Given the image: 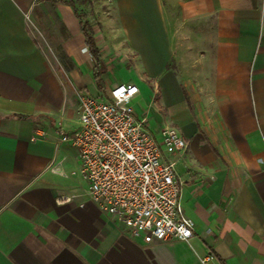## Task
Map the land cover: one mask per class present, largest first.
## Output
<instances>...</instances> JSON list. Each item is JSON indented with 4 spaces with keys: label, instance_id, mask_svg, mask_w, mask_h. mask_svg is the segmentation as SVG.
<instances>
[{
    "label": "crops",
    "instance_id": "obj_1",
    "mask_svg": "<svg viewBox=\"0 0 264 264\" xmlns=\"http://www.w3.org/2000/svg\"><path fill=\"white\" fill-rule=\"evenodd\" d=\"M71 2L0 0V264H264V0ZM122 82L140 103L162 95L174 110H154L163 121L184 116L189 240L124 231L87 199L76 150L60 141L58 126L78 124V93Z\"/></svg>",
    "mask_w": 264,
    "mask_h": 264
},
{
    "label": "built area",
    "instance_id": "obj_2",
    "mask_svg": "<svg viewBox=\"0 0 264 264\" xmlns=\"http://www.w3.org/2000/svg\"><path fill=\"white\" fill-rule=\"evenodd\" d=\"M138 93L132 82L98 95L78 93L77 126H58L57 133L75 148L84 194L101 213L146 243L189 240L195 223L181 206L183 181L176 170L187 141L175 127L153 131L130 104ZM45 135L36 129L32 140Z\"/></svg>",
    "mask_w": 264,
    "mask_h": 264
},
{
    "label": "rangeland",
    "instance_id": "obj_3",
    "mask_svg": "<svg viewBox=\"0 0 264 264\" xmlns=\"http://www.w3.org/2000/svg\"><path fill=\"white\" fill-rule=\"evenodd\" d=\"M51 45H52V50L54 53V56H57L58 58H61L62 54H63V50L61 47V44L59 42V40H54V41H50ZM137 96H135L133 98V100L130 102L131 106L133 107L135 112H143L144 109H146L147 107L148 110H146L145 113L142 114V118L145 119V121L147 122V124L154 130V131H159L162 127L165 126H171V127H175L174 123L176 124V127H180V120L184 117L183 114H178L175 119H173L175 122L173 123L172 121H170L169 123L163 121L159 115H157L154 110L159 113L162 114L161 111H164V113L167 115V117H171L172 114L174 113V110L171 108V106H167V104H165L164 101V97H162V95H153L152 97L148 96L146 98L145 102H137L136 98ZM155 101L151 106L148 103H150L149 101ZM161 107V111H158V107ZM172 122V123H171ZM181 170V167H178ZM84 182V181H83ZM85 185V182H84Z\"/></svg>",
    "mask_w": 264,
    "mask_h": 264
},
{
    "label": "trees",
    "instance_id": "obj_4",
    "mask_svg": "<svg viewBox=\"0 0 264 264\" xmlns=\"http://www.w3.org/2000/svg\"><path fill=\"white\" fill-rule=\"evenodd\" d=\"M54 1L72 5L71 0H54ZM81 30H82V33L85 37V44H86L88 50L93 55V57L96 59L97 65H100L101 62H100L99 49L97 48V46L95 44L94 32H93L91 25L87 22H82L81 23ZM100 73H101V68H98V70H96L94 73V78H95L96 83L101 86Z\"/></svg>",
    "mask_w": 264,
    "mask_h": 264
}]
</instances>
